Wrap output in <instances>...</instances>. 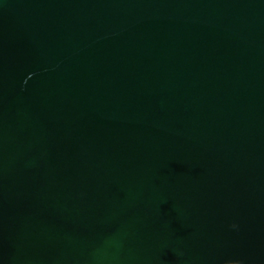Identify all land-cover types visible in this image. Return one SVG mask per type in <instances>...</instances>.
Masks as SVG:
<instances>
[{
  "label": "water",
  "instance_id": "1",
  "mask_svg": "<svg viewBox=\"0 0 264 264\" xmlns=\"http://www.w3.org/2000/svg\"><path fill=\"white\" fill-rule=\"evenodd\" d=\"M0 264H264V0H0Z\"/></svg>",
  "mask_w": 264,
  "mask_h": 264
}]
</instances>
